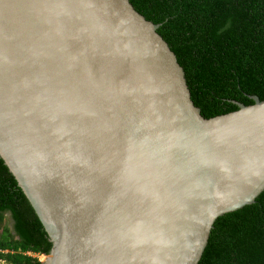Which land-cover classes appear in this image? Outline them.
<instances>
[{
    "label": "water",
    "instance_id": "95a60500",
    "mask_svg": "<svg viewBox=\"0 0 264 264\" xmlns=\"http://www.w3.org/2000/svg\"><path fill=\"white\" fill-rule=\"evenodd\" d=\"M129 0H0V158L42 264H198L264 190V100L210 118Z\"/></svg>",
    "mask_w": 264,
    "mask_h": 264
},
{
    "label": "trees",
    "instance_id": "16d2710c",
    "mask_svg": "<svg viewBox=\"0 0 264 264\" xmlns=\"http://www.w3.org/2000/svg\"><path fill=\"white\" fill-rule=\"evenodd\" d=\"M183 67L193 103L205 118L264 100V0H129ZM0 261L42 264L51 242L0 158ZM198 264H264V190L255 202L216 219Z\"/></svg>",
    "mask_w": 264,
    "mask_h": 264
},
{
    "label": "rangeland",
    "instance_id": "374dc122",
    "mask_svg": "<svg viewBox=\"0 0 264 264\" xmlns=\"http://www.w3.org/2000/svg\"><path fill=\"white\" fill-rule=\"evenodd\" d=\"M3 228H8L9 230H12V221L8 213L4 215V219L2 223L0 224V236H1ZM28 254L33 257H36L38 260H42V261L44 260V256L41 254H35V253H28ZM0 264H8V263L4 261H0Z\"/></svg>",
    "mask_w": 264,
    "mask_h": 264
},
{
    "label": "bare ground",
    "instance_id": "6f19581e",
    "mask_svg": "<svg viewBox=\"0 0 264 264\" xmlns=\"http://www.w3.org/2000/svg\"><path fill=\"white\" fill-rule=\"evenodd\" d=\"M45 258V257H44Z\"/></svg>",
    "mask_w": 264,
    "mask_h": 264
},
{
    "label": "clouds",
    "instance_id": "9594fccd",
    "mask_svg": "<svg viewBox=\"0 0 264 264\" xmlns=\"http://www.w3.org/2000/svg\"><path fill=\"white\" fill-rule=\"evenodd\" d=\"M30 253V252H29Z\"/></svg>",
    "mask_w": 264,
    "mask_h": 264
}]
</instances>
